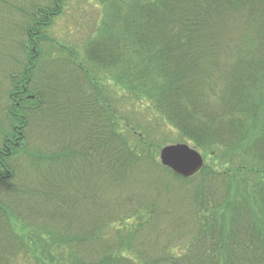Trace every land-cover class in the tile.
Returning <instances> with one entry per match:
<instances>
[{
	"label": "trees",
	"instance_id": "trees-1",
	"mask_svg": "<svg viewBox=\"0 0 264 264\" xmlns=\"http://www.w3.org/2000/svg\"><path fill=\"white\" fill-rule=\"evenodd\" d=\"M62 1L19 8L22 41L0 24L14 38L13 60L0 53V264L27 253L19 220L52 227L74 264H264V0H109L80 61L45 60ZM107 74L180 139L129 121L123 134L130 99ZM186 141L205 158L190 178L157 159Z\"/></svg>",
	"mask_w": 264,
	"mask_h": 264
},
{
	"label": "rangeland",
	"instance_id": "rangeland-1",
	"mask_svg": "<svg viewBox=\"0 0 264 264\" xmlns=\"http://www.w3.org/2000/svg\"><path fill=\"white\" fill-rule=\"evenodd\" d=\"M56 1L57 0H7L6 3H0L4 6V8L0 7V24L2 23V26L12 28L14 38L17 33L18 40L22 41L24 40L25 35H20L22 33L21 27L24 29L29 24L27 25V15L18 9L22 8L27 11L34 6H52ZM108 3L109 0H63L60 13L54 17L45 29V40L41 41L39 44L43 59L48 60L56 57L73 59V57H75L76 60L80 61V57L84 54L85 44L94 36V34L95 36L99 34L98 30L104 19L108 17ZM15 7H18L17 10ZM1 28L2 27L0 26V53H7L9 59L13 60L11 57L13 55H11V53H13V47L10 45L14 38L13 36L6 34L7 31H2ZM25 56L26 51L23 49L20 50L21 60H24ZM7 59L8 58L4 59V61ZM14 67V71L19 70L17 64H15ZM89 67L96 69L90 65ZM6 69L7 67L1 61L0 55V71L3 72ZM2 72H0V89L2 95H5L4 90L10 88V80L7 75L3 78L2 74L5 75V73ZM103 79V82L105 83V91L107 93L110 92V96L120 93L121 95H126L130 99L126 105L122 102H119V105L117 104L120 109V115L123 118H126V120L123 119L118 122L119 128L123 134L126 135L127 131H130L131 129L126 124L127 121H129L132 124L140 123L141 126L146 124L149 130L153 131L154 134L156 133L155 135L157 138H159L162 133L168 132L169 135H171V138L180 139L178 131L172 126L165 124V121L157 114L158 111L153 103L146 99L147 97L138 96L134 98L132 95L133 93H128L125 87H122L121 89L118 87L117 82L114 81L111 74H107ZM124 91L126 92L124 93ZM117 96H119V94ZM1 101V104L7 103L6 98ZM2 107L0 108V123L5 122L6 120ZM138 131H141V129ZM55 134V132H51L52 136ZM186 143L194 146L191 141H186ZM161 147H159V154L157 155L159 162ZM40 209L44 210L43 208ZM59 210L60 209L57 211ZM53 218L60 220L58 214H55ZM62 221L64 222V218ZM137 221L136 218H133L131 223L126 220H118L115 223V227L120 229H131L133 227L132 225L137 224ZM24 222L28 225L19 220V227L21 234H23L27 243V253L18 258L13 264H74L76 259L70 252L67 243L63 242L60 237L56 236V233H53L52 227H50L48 231H44L40 228H36L35 225H32L33 223L27 221ZM191 223L193 226V220H191V222L190 220L188 221V224ZM124 244L127 246V243Z\"/></svg>",
	"mask_w": 264,
	"mask_h": 264
},
{
	"label": "water",
	"instance_id": "water-1",
	"mask_svg": "<svg viewBox=\"0 0 264 264\" xmlns=\"http://www.w3.org/2000/svg\"><path fill=\"white\" fill-rule=\"evenodd\" d=\"M160 160L162 165L185 178L199 172L205 164L201 152L187 143L164 146L160 151Z\"/></svg>",
	"mask_w": 264,
	"mask_h": 264
}]
</instances>
